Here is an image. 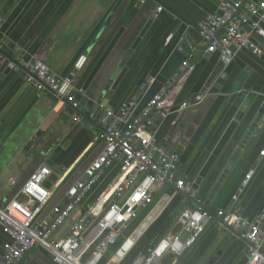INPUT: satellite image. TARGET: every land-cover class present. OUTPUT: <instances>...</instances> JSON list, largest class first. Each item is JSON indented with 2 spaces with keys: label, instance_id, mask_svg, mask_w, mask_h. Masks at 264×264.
Instances as JSON below:
<instances>
[{
  "label": "crops",
  "instance_id": "1",
  "mask_svg": "<svg viewBox=\"0 0 264 264\" xmlns=\"http://www.w3.org/2000/svg\"><path fill=\"white\" fill-rule=\"evenodd\" d=\"M218 3L1 0L3 60L34 58L59 76L73 74L82 118L74 123L67 105L49 91L29 87L22 74L10 71L0 79V206L16 196L35 168L45 164L54 179L48 184L50 199L38 221L48 222L51 209L66 203L69 187L83 177L85 169L103 151L101 119L105 110L117 113L123 103L136 100L133 116H140L153 96L172 87L174 75L185 72L182 63L193 54L191 68L178 86L176 104L198 94L206 93L207 98L178 117L158 119L151 115L157 125V143L179 155L175 176L189 190L178 192L170 186L174 193L168 194L169 185L162 187L154 195L157 202L137 228L142 226L145 233L168 209L181 214L193 209L198 200L211 220L194 245L159 264H245L249 243L242 232L218 228L214 217L219 210H237L246 222L259 221L264 239V41L254 36L259 52H237L233 62L224 66L202 93L220 60L217 55H203L197 26L216 11ZM148 20L152 21L148 31L132 49ZM120 28L124 33L113 50L115 57L104 68L105 73L101 72L82 92L92 68ZM169 35L172 38L165 43ZM81 55L87 57L86 65L74 73V63ZM121 62L124 73L120 82L102 94L108 77ZM142 86L145 88L140 90ZM118 172L114 166L101 175L82 206L56 229L53 239L69 232L82 208L92 204ZM7 241L0 226V257ZM124 261L113 258L107 264ZM16 264L53 263L46 252L33 249Z\"/></svg>",
  "mask_w": 264,
  "mask_h": 264
},
{
  "label": "built area",
  "instance_id": "2",
  "mask_svg": "<svg viewBox=\"0 0 264 264\" xmlns=\"http://www.w3.org/2000/svg\"><path fill=\"white\" fill-rule=\"evenodd\" d=\"M3 23L0 17V29ZM197 33L203 55H217L225 67L233 62L237 52L258 53L253 37L264 41V0H219L216 11L198 24ZM171 38L169 35L165 43ZM193 59V54L187 56L182 63L185 72L174 75L172 87L153 96L140 116H133L136 100L123 103L117 113L105 110L101 119L103 151L85 169L83 177L69 187L66 203L51 209L48 222L38 221V217L50 199L45 185L52 171L45 164L35 168L16 196L0 206V226L8 238L0 264H16L33 249L46 252L53 264H99L119 244L129 222L152 205L154 195L162 187L169 185L178 192H188L184 181L175 176L179 155L157 143V125L151 115L155 114L158 119L178 117L207 98L206 93L198 94L176 104L178 86L186 78ZM86 62L85 55L79 56L73 66L74 73L82 71ZM9 69L24 75L32 89L51 92L71 109L72 121L81 122L73 74L59 76L34 58L15 60ZM114 166L119 169L116 178L92 204L82 208L81 215L64 237L53 239L56 229L82 206L101 175ZM211 217L196 200L193 209L183 211L149 252L138 255L131 264H159L168 256L182 255L195 244ZM214 218L218 228L242 232L243 239L249 243L245 264H264V239L260 236L259 221L248 223L237 210H219ZM143 230L142 226L136 228L121 242L114 253L117 262L125 259Z\"/></svg>",
  "mask_w": 264,
  "mask_h": 264
},
{
  "label": "trees",
  "instance_id": "3",
  "mask_svg": "<svg viewBox=\"0 0 264 264\" xmlns=\"http://www.w3.org/2000/svg\"><path fill=\"white\" fill-rule=\"evenodd\" d=\"M116 52H112L109 58V62H111L115 57ZM103 71V70H102ZM101 71V72H102ZM100 72V73H101ZM168 194H173L174 190L168 186ZM165 191V192H166ZM158 199H153L152 205L148 209H145L139 213V216L137 219L129 222L127 225L123 236L120 239V242L115 247H112L106 255L101 259L99 264H107L109 261H111L114 258V253L118 249L121 242L126 239L128 236L132 234V232L140 225V223L146 218L148 213L150 212L151 208L155 205V202H157ZM179 211H175L172 209H168L166 212H164L155 222L151 224V226L147 229L145 233L141 235V237L136 242L133 249L129 252V254L125 257V261L122 264H131L138 255L140 254H146L149 252V250L169 231V229L174 225L176 222ZM128 261V263H126Z\"/></svg>",
  "mask_w": 264,
  "mask_h": 264
},
{
  "label": "water",
  "instance_id": "4",
  "mask_svg": "<svg viewBox=\"0 0 264 264\" xmlns=\"http://www.w3.org/2000/svg\"><path fill=\"white\" fill-rule=\"evenodd\" d=\"M151 23H152V21L148 20L146 22V24L143 26V28L139 32L138 36L134 40V43L132 45V49L138 45V43L140 42L142 37L148 31ZM123 33H124V28H120L116 32V34L113 36V38L111 39L109 44L106 46L103 53L100 55L99 59L95 63L94 67L92 68L90 74L88 75V77H87V79H86V81L82 87V92H86L87 88L93 83L94 79L96 77H97V79H98V77H100V72L102 70H103L102 73L103 74L105 73L104 72L106 69L105 67L108 64L110 55L112 54L113 50L115 49L116 45L118 44ZM207 57H210V56H207ZM3 58H4L3 54L0 53V79H2L5 75H7L10 72L9 64L14 61V60L9 59V58H6L5 60H3ZM223 67H224L223 63L221 61H219L218 64L216 65V67L213 69V71L209 75V77H208V79H207V81L203 87L202 93L205 92L212 85V83L216 80V78L220 74ZM123 73H124V63L121 62L118 65V67L112 72V74H110V76L108 77L109 79H108L104 89L102 90V94L106 93V91H108L111 86H112V89H114V86H116V84H118L120 82ZM79 99H81V97ZM37 136L40 137V133ZM53 179L54 178L52 176L49 177V179L45 185L46 188H48L49 182L52 181ZM178 228H179V226L177 225L176 229H178Z\"/></svg>",
  "mask_w": 264,
  "mask_h": 264
},
{
  "label": "bare ground",
  "instance_id": "5",
  "mask_svg": "<svg viewBox=\"0 0 264 264\" xmlns=\"http://www.w3.org/2000/svg\"><path fill=\"white\" fill-rule=\"evenodd\" d=\"M148 222H149V220H147V221L145 222V225L148 224ZM145 225H144V226H145ZM126 247H127V246H126Z\"/></svg>",
  "mask_w": 264,
  "mask_h": 264
},
{
  "label": "rangeland",
  "instance_id": "6",
  "mask_svg": "<svg viewBox=\"0 0 264 264\" xmlns=\"http://www.w3.org/2000/svg\"><path fill=\"white\" fill-rule=\"evenodd\" d=\"M152 221H153V220H152ZM152 221L150 222V224L152 223ZM150 224H149V225H150ZM149 225H148V226H149ZM148 226H147V228H148Z\"/></svg>",
  "mask_w": 264,
  "mask_h": 264
}]
</instances>
